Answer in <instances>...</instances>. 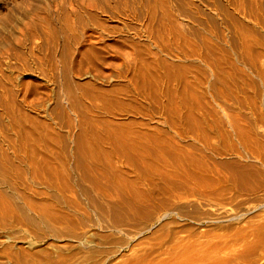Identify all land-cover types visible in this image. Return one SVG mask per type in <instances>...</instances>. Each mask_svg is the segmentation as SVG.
Here are the masks:
<instances>
[{"label": "rangeland", "instance_id": "rangeland-1", "mask_svg": "<svg viewBox=\"0 0 264 264\" xmlns=\"http://www.w3.org/2000/svg\"><path fill=\"white\" fill-rule=\"evenodd\" d=\"M254 2L0 0V98L29 118L13 129L0 107V264H264V0ZM214 67L232 77H211ZM65 88L80 106L101 99L88 116L117 131L95 165L75 157ZM150 147L167 158L151 160Z\"/></svg>", "mask_w": 264, "mask_h": 264}, {"label": "bare ground", "instance_id": "bare-ground-1", "mask_svg": "<svg viewBox=\"0 0 264 264\" xmlns=\"http://www.w3.org/2000/svg\"><path fill=\"white\" fill-rule=\"evenodd\" d=\"M236 1V0H235ZM253 1H255L256 3H261L262 2V0H253ZM254 2V3H255ZM149 3V2H148ZM242 3V2H241ZM240 3V4H241ZM248 3V2H247ZM158 5V4H157ZM257 5V4H256ZM236 7V6H235ZM180 8V7H179ZM182 8V7H181ZM237 8V7H236ZM150 9V8H149ZM148 9V10H149ZM183 9V8H182ZM181 9V10H182ZM238 9V8H237ZM258 9H260V13L262 14V12H264V6H262V5H260V7L258 6ZM96 10V9H95ZM162 11V10H161ZM238 11V10H237ZM90 13V12H89ZM169 13V12H168ZM182 13V12H181ZM252 13V12H251ZM178 14H180V13H178ZM233 14V13H232ZM257 14V13H256ZM149 15L152 17L153 15H154V13H153V11H151V10H149ZM168 15V14H167ZM167 15H165V16H167ZM170 15V14H169ZM233 16V15H232ZM262 16H264V15H262ZM98 18V17H97ZM153 18V17H152ZM166 19V18H165ZM262 19H264V18H262ZM168 20V19H167ZM236 20V19H235ZM238 20V19H237ZM92 21V23H96V21L94 20V19H92L91 20ZM162 22V21H161ZM259 22V21H258ZM232 23H235V22H232ZM176 24V23H175ZM178 24V23H177ZM237 24V23H236ZM171 25V24H170ZM241 24H239V26H240ZM261 25V24H260ZM48 26V25H47ZM148 26V25H147ZM233 26V25H232ZM242 26V25H241ZM240 26V27H241ZM94 27V26H93ZM95 27H97V28H101V24H97ZM165 27V26H164ZM68 28H70L69 30H71L72 31V29H73V26L72 25H69L68 23H67V26H66V29H68ZM72 28V29H71ZM173 28V27H172ZM180 28V27H179ZM175 29H176V26H175ZM242 29V28H241ZM102 30V29H101ZM50 31V30H49ZM243 31V30H242ZM174 33V32H173ZM176 33V32H175ZM178 33V32H177ZM174 35V34H173ZM95 36V35H94ZM182 36V35H181ZM254 36V35H253ZM250 37V36H249ZM49 39V38H48ZM178 39H180V38H178ZM47 40V39H46ZM53 41V40H52ZM185 41V40H184ZM45 43V42H44ZM54 43V42H53ZM62 44V43H61ZM247 44V43H246ZM48 44H46V46H47ZM50 45V44H49ZM92 45V44H91ZM93 45H94V43H93ZM209 45H210V43H209ZM240 45V44H239ZM242 45V44H241ZM66 48H69L70 49V47H71V43H65V45H64ZM209 47V46H208ZM242 47H244V46H242ZM62 48H63V46H62ZM87 48V47H86ZM89 48V47H88ZM64 49V48H63ZM134 49V48H133ZM209 49V48H208ZM243 50V49H242ZM241 50V51H242ZM82 51V50H81ZM246 51V50H245ZM243 52V51H242ZM225 53V52H224ZM246 53V52H245ZM141 54V53H140ZM228 54V53H227ZM225 56V55H224ZM87 58V57H86ZM89 59V58H88ZM141 59V58H140ZM145 59V58H144ZM206 59V58H205ZM225 59H226V57H225ZM148 60V59H147ZM217 60V59H216ZM157 61V60H156ZM61 62H63L62 60H61ZM148 62V61H147ZM215 62V61H214ZM224 62V61H223ZM145 63V62H144ZM228 63V62H227ZM149 64H150V62H149ZM160 64V63H159ZM207 64V63H206ZM148 65V64H147ZM211 65V64H210ZM216 65H217V63H216ZM231 65V64H230ZM144 66V65H143ZM208 66V65H207ZM212 66V65H211ZM58 67V66H57ZM56 67V68H57ZM64 67H66V66H64ZM153 67V66H152ZM226 67V66H225ZM69 68V67H68ZM144 68V67H143ZM146 68V67H145ZM215 68V67H214ZM222 68V67H221ZM210 69V68H209ZM236 70V69H235ZM140 71V73H141V70H139ZM197 71H198V69H197ZM234 71V70H233ZM146 72V71H145ZM158 72V71H157ZM237 72V71H236ZM204 73V72H203ZM217 74H219L220 75V78L221 79H226L227 77H228V75L229 76H231L230 75V73L229 72H227L226 70L225 71H217L216 70V68L215 69H213V72H212V75H210L211 77H213V76H216ZM234 74V73H233ZM262 78H264V71H259V73H258ZM140 75V74H139ZM145 75V74H144ZM149 75V74H148ZM145 77V76H144ZM147 77V76H146ZM154 77V76H153ZM196 77V76H195ZM232 77V76H231ZM140 78H141V76H140ZM156 78V77H155ZM229 79V78H228ZM156 80V79H155ZM134 80L132 79V82H133ZM132 82H130V83H132ZM141 82V81H140ZM135 83V82H134ZM137 83V82H136ZM142 83V82H141ZM133 84V83H132ZM225 84H227V83H225ZM140 85H142V84H140ZM29 86V85H28ZM133 86V85H132ZM145 87H147L146 85H144ZM61 87H62V85H61ZM128 88H129V86H128ZM140 88H142V87H140ZM149 88H150V86H149ZM83 89V88H82ZM81 89V90H82ZM121 89H122V87H121ZM71 90V89H70ZM69 89L68 90H66V88H65V94L63 95V96H65V110L67 109V111L69 112V113H71L72 115H74V117H76V123L74 122V123H70V126H69V131H72L73 132V134H75V140L73 141V144H74V148H75V157L77 158V159H79V160H82V161H85V162H88L90 165H92V164H94V163H97V162H99V161H101V158H103V157H106L107 156V153H106V151H104V148H110V149H112V150H114V148H115V146H116V141H117V131H116V129L113 127V125H112V123H109L108 121H107V123H101L99 120V118H96V119H94V118H92V116L91 117H89L88 115H89V113H95V111H97V110H101L102 109V111H103V109H104V105H105V103L101 100V99H99V98H94L92 101H90L89 103H88V106H85V105H82V106H80V104L78 103V100L72 95V93H71V91H70ZM126 90V89H125ZM131 90V89H130ZM136 90V89H135ZM135 90H134V93H135ZM90 91V90H89ZM127 91V90H126ZM146 92H147V88H146V90H145ZM151 91V90H150ZM169 91H170V89H169ZM100 92H102V91H100ZM105 92V91H104ZM125 92V91H124ZM132 92V91H131ZM140 92H141V90H140ZM171 92V91H170ZM83 93V92H82ZM106 93V92H105ZM120 93V92H119ZM123 93V92H122ZM103 94V93H102ZM102 94H100V95H102ZM107 94H108V92H107ZM136 94V93H135ZM151 94H153L152 92H151ZM220 94V93H219ZM223 94V93H222ZM75 95V94H74ZM112 95V94H111ZM154 95V94H153ZM172 95V94H171ZM76 96V95H75ZM135 96V95H134ZM152 96V95H151ZM108 97H109V95H108ZM107 97V98H108ZM158 97V96H157ZM103 98V97H102ZM104 100H106V99H104ZM110 100V99H109ZM107 101V100H106ZM110 103V102H109ZM108 103V105H111V104H109ZM112 103V102H111ZM199 103V102H198ZM58 104V103H57ZM84 104V103H83ZM200 104V103H199ZM107 105V104H106ZM130 105V104H129ZM14 106V105H13ZM12 106V104H8V102H4V101H2L1 100V98H0V107H2L3 108V110L5 111V113L8 115V117L10 118V121H11V126H12V128L13 129H19V131L23 128L22 127V122H25L26 120H28L29 118H28V116L26 115V114H23V113H21V112H18L17 114H16V112H15V108ZM112 106V105H111ZM16 107V106H15ZM107 107V106H106ZM110 107V106H109ZM114 107V106H113ZM120 107V106H119ZM124 107V106H123ZM136 107V106H135ZM204 107V106H203ZM130 108V107H129ZM17 109V108H16ZM108 109H110V108H108ZM123 109V108H122ZM137 110V109H136ZM20 111V110H19ZM105 111V110H104ZM128 111V110H127ZM262 111V110H261ZM261 111H259L260 112V114H262L261 113ZM258 112V113H259ZM137 113V112H136ZM108 115V114H107ZM112 115V114H111ZM177 115V114H176ZM134 116V115H133ZM94 117V116H93ZM109 117H111V116H109ZM112 117H113V115H112ZM115 117V116H114ZM176 117H178V115L176 116ZM173 118V117H172ZM182 118V117H181ZM255 118H256V116H255ZM258 118V117H257ZM171 119V118H170ZM174 119V118H173ZM166 121H169L168 123H171V121H173V120H166ZM187 121V120H186ZM114 122V121H113ZM181 122V121H180ZM189 123H191L190 121H188ZM188 122H187V124H188ZM255 122V121H254ZM134 123H136V122H134ZM231 123H234V122H231ZM257 123V122H256ZM137 125H139V123H136ZM167 124V123H166ZM172 124H173V122H172ZM172 124H171V127H172ZM131 125H133V124H131ZM141 125V124H140ZM139 125V127H141ZM176 125V124H175ZM180 125H181V123H180ZM236 125V124H235ZM257 125V124H256ZM126 126V125H125ZM134 126V125H133ZM132 126V127H133ZM217 126V125H216ZM232 126H234V125H232ZM22 127V128H21ZM128 127V126H127ZM131 127V126H130ZM135 127V126H134ZM176 127V126H175ZM181 127V126H180ZM148 128V127H147ZM173 128V127H172ZM177 128H178V126H177ZM183 128V127H182ZM233 128H235L236 129V127H233ZM240 128V127H239ZM24 129V128H23ZM75 129V130H74ZM124 129V128H123ZM128 129L130 130V128L128 127ZM132 129V128H131ZM141 129H143V128H141ZM169 129V128H168ZM185 129V128H184ZM234 129V130H235ZM249 129V128H248ZM125 130H127V129H125ZM145 130H146V128H145ZM167 130V129H166ZM165 130V131H166ZM174 131H175V129H173ZM188 130V129H187ZM218 130H219V128H218ZM233 130V131H234ZM236 130H238V128L236 129ZM235 130V131H236ZM176 131H178V130H176ZM190 131V130H189ZM199 131V130H198ZM25 132H26V138H30V139H32V140H34V142H35V139L33 138V136H32V134L34 133L33 132V130L32 129H29V131H26V129H25ZM133 132V131H132ZM160 132H162V130L160 131ZM164 132V131H163ZM182 132V131H181ZM194 132V131H193ZM134 133V132H133ZM138 133V132H137ZM140 133V132H139ZM142 133V132H141ZM140 133V134H141ZM146 133V132H145ZM156 133V132H155ZM173 133V132H172ZM188 133H190V132H188ZM204 133V132H203ZM220 134H221V132H219ZM143 134V133H142ZM150 134V133H149ZM183 134V133H182ZM185 134H187V133H185ZM196 134V133H195ZM199 134L200 135H202L200 132H199ZM128 135V134H127ZM176 135V134H175ZM179 135V134H178ZM189 135V134H188ZM188 135H187V137H188ZM193 135H194V133H193ZM210 135V134H209ZM238 135V134H237ZM243 135V134H242ZM130 136V135H129ZM132 136V135H131ZM137 136V135H136ZM158 136V135H157ZM180 136V135H179ZM192 136V135H191ZM198 136V135H197ZM133 137H134V135H133ZM139 136H137V138H138ZM153 137V136H152ZM159 137V136H158ZM205 137H206V135H205ZM209 137V136H208ZM238 137H239V135H238ZM240 137H242V136H240ZM240 137H239V139H240ZM149 138V137H148ZM173 138V137H172ZM185 138H186V136H185ZM184 138V139H185ZM191 138V137H190ZM222 138V136L220 135V138L219 139H221ZM243 138V137H242ZM149 139H151V138H149ZM156 139V138H155ZM160 139V138H159ZM174 139V138H173ZM172 139V140H173ZM198 139V138H197ZM197 139H196V142H197ZM204 139V138H203ZM203 139H202V141H203ZM206 139V138H205ZM244 139V138H243ZM251 139H254L253 137H251ZM133 140V139H132ZM132 140H131V142H132ZM139 140V139H138ZM143 140V139H142ZM158 140V139H157ZM165 139H163V141H164ZM180 139H178V141H179ZM191 140H193V138H191ZM209 140V139H208ZM207 139H206V142L208 141ZM236 140H238V139H236ZM247 140V139H246ZM256 139H254L253 141H255ZM141 141V140H140ZM181 141V140H180ZM179 141V142H180ZM183 141V140H182ZM182 141L180 142V143H182ZM195 141V140H194ZM200 141V137H199V140H198V142ZM210 141V140H209ZM209 141H208V143H209ZM245 141V140H244ZM252 141V142H253ZM135 142V141H134ZM146 142H148V141H146ZM145 142V143H146ZM152 142H154V143H152L153 144V146H155L154 144L155 143H158V142H160L159 140L158 141H156V140H153ZM172 142V141H171ZM195 142V143H196ZM238 143H241V142H239V141H237ZM246 142V141H245ZM248 142V141H247ZM251 142V143H252ZM27 143H28V141H27ZM31 143H32V141H31ZM133 143V142H132ZM200 143H201V141H200ZM249 143V142H248ZM250 143V144H251ZM36 144H38V143H36ZM134 144V143H133ZM132 144V145H133ZM167 144V143H166ZM210 144V143H209ZM232 144V143H231ZM259 144V143H258ZM260 144H262V143H260ZM25 145V144H24ZM137 145H139V144H137ZM160 145H162L161 143H160ZM172 145V144H171ZM181 145V144H180ZM200 145V144H199ZM201 145H203V144H201ZM246 145V147L248 146L247 144H245ZM148 146V145H147ZM152 146V147H153ZM205 146V145H204ZM207 146V145H206ZM211 146V145H210ZM235 145H233V147H234ZM253 146H255V145H253ZM138 147V146H137ZM170 147V146H169ZM174 147V146H173ZM172 147V148H173ZM220 147V146H219ZM225 147V146H224ZM232 147V146H231ZM251 147V146H250ZM249 147V148H250ZM73 148V147H72ZM146 147H144V149H145ZM151 148V147H150ZM159 148H161V147H159ZM212 148V147H211ZM221 148V147H220ZM227 148V147H226ZM141 149V148H140ZM143 149V150H144ZM149 149V148H148ZM158 149V148H157ZM174 149V148H173ZM213 149V148H212ZM215 149V148H214ZM213 149V150H214ZM236 149V148H235ZM162 150V149H161ZM160 150V151H161ZM166 150V149H165ZM146 151V150H145ZM181 151H182V149H181ZM184 151V150H183ZM192 151V150H191ZM194 151V150H193ZM218 151V150H217ZM224 151V150H223ZM227 151H228V149H227ZM235 151V150H234ZM236 151H237V149H236ZM252 151H253V149H252ZM113 152V151H112ZM148 152V151H147ZM159 152V151H158ZM195 152V151H194ZM216 152V151H215ZM232 152V151H231ZM139 153V152H138ZM137 153V154H138ZM145 153V152H144ZM173 153V152H172ZM253 153V152H252ZM252 153H250V154H252ZM148 154H149V156L152 158L151 160H154V161H158V160H161V159H164L165 157H166V155L168 154V151H161V154H159V153H157V152H155L154 151V148H151V149H149V152H148ZM147 154V155H148ZM185 154H186V151H185ZM197 154H198V152H197ZM213 154V153H212ZM225 154V153H224ZM246 154V153H245ZM57 155V154H56ZM201 155V154H200ZM208 155H209V153H208ZM240 155V154H239ZM175 156V155H174ZM186 155H182L181 154V159L182 160H186V158L187 157H185ZM191 156V155H190ZM199 156V155H198ZM229 156H231V155H229ZM228 156V157H229ZM233 156V155H232ZM253 156V155H252ZM140 157V156H139ZM180 157V156H179ZM205 157V156H204ZM212 157H214V156H212ZM220 157V156H219ZM237 157V156H236ZM239 157H241V156H239ZM238 157V158H239ZM167 158V157H166ZM176 158H178V157H176ZM195 158V157H194ZM193 158V159H194ZM199 158H201V157H199ZM198 158V159H199ZM262 158H264V156H262ZM144 159V158H143ZM148 159V158H147ZM180 159V158H179ZM192 159V161H194ZM210 159V158H209ZM27 160V159H26ZM61 160V159H60ZM202 160V159H201ZM206 160V159H205ZM176 161H178L179 162V160H175V162ZM189 161V160H188ZM262 161H264V160H262ZM62 162V161H61ZM147 162H150V161H147ZM182 162V161H181ZM195 162V161H194ZM193 162V163H194ZM196 162H198V161H196ZM241 162H243V161H241ZM249 162V161H248ZM244 163H245V161H244ZM253 163V162H252ZM262 163H264V162H262ZM261 163V164H262ZM149 164V163H148ZM163 164H164V161H163ZM174 164V163H173ZM205 164H207V163H205ZM210 164H212V163H210ZM95 165V164H94ZM171 165H172V163H171ZM176 165H177V163H176ZM191 165V164H190ZM195 165H196V163H195ZM194 165V166H195ZM201 165V164H200ZM209 164H207V166H208ZM260 165V164H259ZM97 166V165H96ZM180 166V165H179ZM196 166H198V165H196ZM203 166V165H202ZM99 167V166H98ZM155 167V166H154ZM181 167H183V166H181ZM185 167H186V165H185ZM189 167V166H188ZM206 167V166H205ZM210 166H208L207 168H209ZM262 167V166H261ZM173 168V167H172ZM177 168V167H176ZM179 168V167H178ZM200 168V167H199ZM211 168V167H210ZM50 169V168H49ZM180 169H182V168H180ZM213 169V168H212ZM211 169V170H212ZM178 169H176V171H177ZM185 170V169H184ZM183 170V171H184ZM194 170H196V169H194ZM214 170V169H213ZM212 170V171H213ZM221 170V169H220ZM52 171V170H51ZM100 171V170H99ZM157 171V170H156ZM167 171V170H166ZM208 171V170H207ZM211 171V172H212ZM219 171V170H218ZM253 171V170H252ZM35 172V171H34ZM196 172V171H195ZM36 173H37V171H36ZM101 173V172H100ZM168 173H170V172H168ZM175 173H177V172H175ZM174 173V174H175ZM186 173V172H185ZM203 173V172H202ZM206 173H208V172H206ZM213 173H214V171H213ZM218 173L219 172H216V174L218 175ZM226 173V172H225ZM245 173V172H244ZM250 173V172H249ZM161 174V173H160ZM164 174V173H163ZM174 174H173V176H174ZM180 174V173H179ZM193 174V173H192ZM192 174H190V175H192ZM220 174V173H219ZM246 174V173H245ZM105 176H106V174H104ZM166 175V174H165ZM181 175V174H180ZM188 175V174H187ZM247 175V174H246ZM153 176V175H152ZM162 176V175H161ZM194 176V175H193ZM197 176V175H196ZM215 176V175H214ZM219 176V175H218ZM251 176V175H250ZM49 177V176H48ZM180 177V176H179ZM201 177V176H200ZM108 178V177H107ZM156 177H154V179H155ZM162 177H160V179H161ZM168 178V177H167ZM176 178V177H175ZM191 178V177H190ZM202 178H204V177H202ZM206 178V177H205ZM207 178H209V177H207ZM206 178V179H207ZM259 178V177H258ZM157 179V178H156ZM174 179V178H173ZM180 179V178H179ZM196 179V178H195ZM239 179V178H238ZM70 180V179H69ZM183 180V179H182ZM197 180H198V178H197ZM226 180V179H225ZM60 181V180H59ZM154 181V180H153ZM166 181V180H165ZM167 181H168V179H167ZM191 181V180H190ZM204 181H206V180H204ZM211 181V180H210ZM214 181V180H213ZM93 182V184L95 185L96 184V181L95 180H93L92 181ZM144 182V181H143ZM148 182V181H147ZM162 182V181H161ZM164 182V181H163ZM170 182V181H169ZM193 182V181H192ZM196 182V181H195ZM195 182H193V185H194V183ZM133 183V182H132ZM166 183V182H165ZM171 183V182H170ZM198 183V182H197ZM226 183V182H225ZM134 184V183H133ZM222 184V183H221ZM166 185H169V184H166ZM174 185V184H173ZM180 185H181V183H180ZM186 185V184H185ZM200 184H198V186H199ZM223 185V184H222ZM92 186V185H91ZM189 186V185H188ZM56 187V186H55ZM156 187H158V186H156ZM203 187V186H202ZM201 187V188H202ZM176 188V187H175ZM174 188V189H175ZM182 188H184V187H182ZM199 188V187H198ZM206 188V187H205ZM179 189V188H178ZM195 190H196V188H194ZM203 190H204V188H202ZM116 190H118L119 191V189L117 188ZM117 191V192H118ZM160 191H162V190H160ZM175 191H177V189H175ZM180 191H182L181 190V188H180ZM187 191V190H186ZM189 191V190H188ZM164 192V191H163ZM196 192V191H195ZM200 192V191H199ZM204 192V191H203ZM196 193H198V192H196ZM205 193V192H204ZM214 193V192H213ZM167 193H165L164 195H166ZM195 194V193H194ZM174 195V194H173ZM189 195V194H188ZM208 195V194H207ZM206 195V196H207ZM192 196V195H191ZM196 196V195H195ZM198 196H200V195H198ZM146 197V196H145ZM185 197V196H184ZM197 198V197H196ZM123 199V198H122ZM186 199V198H185ZM156 202V201H155ZM38 207V206H37ZM161 207V206H160ZM75 209V208H74ZM156 209V208H155ZM164 209V208H163ZM70 211V210H69ZM77 211V210H76ZM160 211V210H159ZM46 212V211H45ZM82 213H85V212H82ZM83 216V215H82ZM64 217V216H63ZM85 220V219H84ZM88 221V220H87ZM113 228V227H112Z\"/></svg>", "mask_w": 264, "mask_h": 264}]
</instances>
